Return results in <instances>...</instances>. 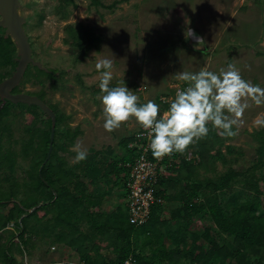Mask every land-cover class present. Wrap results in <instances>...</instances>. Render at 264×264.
Returning <instances> with one entry per match:
<instances>
[{"label":"rangeland","instance_id":"rangeland-1","mask_svg":"<svg viewBox=\"0 0 264 264\" xmlns=\"http://www.w3.org/2000/svg\"><path fill=\"white\" fill-rule=\"evenodd\" d=\"M96 1L101 6L91 0H17L16 14L22 19L21 29L29 44L31 57L38 61L44 71L58 73L52 88L47 78L35 80L32 76L33 67L28 64L17 89L22 94H42L46 105L56 109V115L61 119L54 122L58 137L55 144L66 146L67 165L75 164L73 159L76 153L72 149L77 143L87 152H105L106 149L117 151L118 142L139 126L132 117L112 132L103 128V106L98 86L100 74L95 69L99 59H113L110 86H117L124 80L125 86L138 96L139 104L144 97L153 98L178 84L177 74L180 72H198L207 67L209 71L218 73L229 63L236 66L244 80L264 88V0ZM109 5L112 7L108 8ZM68 26L89 30V38L85 39L88 47L84 55L64 44L63 40L67 39L65 29ZM189 27L203 38L204 44L196 45L194 39H185L184 33ZM0 37H4L2 27ZM15 55L16 58L17 52ZM0 71L7 77L14 70L0 67ZM139 88L143 90L138 91ZM9 108L12 114L19 112L12 104ZM261 115H264V105L251 104L244 112L242 124L238 128L233 127L238 132L234 137H221L218 134L220 130L209 123V131L224 140L220 151L223 152L226 145L230 146V151L224 154L225 165L216 162L213 167L207 165L206 168L195 169L193 180L202 185L208 181L217 182L218 175L228 167L246 175L255 167L258 158L262 162L253 174L264 177V149L262 156L259 155L254 138L255 131H264V127L254 126V121ZM39 116L42 129L46 130L43 117ZM4 121L10 124L12 130L10 149L17 154L23 141L21 121L10 116ZM30 155L25 158L16 157L14 175L27 170L30 159H38L35 154ZM98 160L104 162V165L107 158L101 156ZM209 168L214 169L210 171ZM243 179L236 177L227 190L219 192L221 205L235 194L252 195L246 189ZM105 182L108 184V177ZM17 183L24 195L28 181L18 177ZM7 185L0 175V188L6 190ZM105 188L107 186L101 187V184L97 189L92 187L96 189L94 191ZM260 190V210L261 215H264V181L260 183ZM201 191L202 195L207 193L204 189ZM229 209L224 210V214ZM80 223L81 228L87 230L89 222L82 219ZM208 225L211 226L209 220H202L196 231L199 233ZM212 230L217 242L225 240V237L218 236ZM14 233L13 225L9 223L0 231V241ZM56 245L51 239L32 236L28 244L20 249L23 255L15 254V257L21 264H55L60 257V260H66L65 251L60 252L64 247ZM57 248L59 254L56 253ZM180 264H187V261Z\"/></svg>","mask_w":264,"mask_h":264},{"label":"trees","instance_id":"trees-1","mask_svg":"<svg viewBox=\"0 0 264 264\" xmlns=\"http://www.w3.org/2000/svg\"><path fill=\"white\" fill-rule=\"evenodd\" d=\"M91 1L101 6L96 0ZM128 1L117 0L118 3ZM65 31L67 39L63 40L64 44L84 55L88 47L85 39L89 38V30L68 26ZM90 37L92 39V36ZM15 54L9 37H0V67L14 70ZM32 67L35 80L42 81V78H47L51 87L55 86L58 73ZM3 72L0 71V82L6 78ZM11 93H19L17 87ZM34 96L49 108L42 100V94ZM8 102L6 100L0 108V175L8 184L6 190L0 188V231L10 223L15 233L0 241V264H21L15 254L22 256L20 249L28 244L32 236L38 235L39 238L51 239L52 243L64 245L74 252L77 262L83 264H120L128 255H132L136 264H178L179 257L187 261V264H264V215H261L259 199L260 183H263L264 177H256L253 174L254 169L261 164V158L256 159L255 167L253 166L246 175L228 167L218 175L217 182L208 181L202 185L193 180V170L206 168L207 165L213 167L216 162L225 165L224 154L229 153L230 146H224V151L221 152L219 148L223 144V138L209 131L206 137L189 145L183 153L174 152L175 155H184L189 151V159L185 161L179 158L172 164L165 172L167 175L172 174L170 177L164 178L163 174L159 176L156 195L164 197V192L159 191L158 187L167 182L166 180L180 181L183 183L180 189L183 203L181 209L186 211L187 215L193 214L200 220H209L211 226H205L199 235H191L185 252L174 250L169 255L158 256L157 262L154 263L152 258H142L135 254L131 243L134 227L127 221L125 211L116 209L108 215L100 214L98 208L106 194L90 192L88 189L95 179L105 180L109 175L124 168L117 163L129 160L130 153L126 145L132 137L119 141L124 154L108 163L105 167L107 170L102 173L104 169L100 168L98 162L102 152L95 150L88 152L86 160L73 166L67 165V148L63 144H55L58 137L54 128L49 157L43 163L49 141V118L35 105L26 104L14 105L19 112L12 114L9 108L11 104ZM49 109L53 112L54 122H59L61 118L56 115V109ZM39 115L43 117L46 130L42 129ZM7 116L17 117L21 121L23 141L17 154L10 149L12 130L10 124L4 121ZM254 133L256 150L262 156L264 131L257 130ZM30 154H35L38 159H30L27 170L14 175L16 157L25 158ZM213 169L209 168L210 171ZM18 177L28 181L24 195L20 192ZM236 177H244L246 189L252 195L235 194L229 197L227 203L221 205L219 192L227 190ZM202 189L207 193L202 195ZM229 207V212L224 214V210ZM82 219L89 222L85 231L81 228ZM211 227L218 236L225 237L223 242L215 240ZM102 249L115 254L114 260L104 263L99 254Z\"/></svg>","mask_w":264,"mask_h":264},{"label":"clouds","instance_id":"clouds-1","mask_svg":"<svg viewBox=\"0 0 264 264\" xmlns=\"http://www.w3.org/2000/svg\"><path fill=\"white\" fill-rule=\"evenodd\" d=\"M184 35L185 39H194L196 45L205 42L190 27L186 28ZM112 68L113 59L102 58L95 63L100 74L98 86L103 106V128L112 132L134 117L143 129L148 130V147L157 159L173 152L183 153L189 145L208 135L209 123L220 130L218 134L221 137L236 136L238 132L233 127L238 128L242 124L245 110L251 104L264 105V88L244 80L231 63L218 73L209 71L207 67L198 72L178 73L177 79L185 82L186 86L176 91L163 113L154 101L139 104L138 96L125 86L124 80L117 86H110ZM254 126L264 127V115L256 118ZM72 150L76 153L73 163L86 160L88 152L80 143ZM125 264H130V261H125Z\"/></svg>","mask_w":264,"mask_h":264},{"label":"crops","instance_id":"crops-1","mask_svg":"<svg viewBox=\"0 0 264 264\" xmlns=\"http://www.w3.org/2000/svg\"><path fill=\"white\" fill-rule=\"evenodd\" d=\"M180 82L185 83L182 81H179L178 83ZM131 137L132 134L126 136L124 139ZM101 152L102 154L98 157V159L101 156L103 158H107L104 164L105 167L108 165V163L113 162V160L119 158L120 156H122V154H124L123 149L120 145L117 151L106 149L105 152ZM103 163L104 162H99V164L101 165L100 168L104 169L102 170V173L105 171ZM125 174L126 171L124 170V168L119 169L116 174H111L108 176V184L104 179H95L92 185L89 186L90 192H104L106 194L98 208V212L100 214L108 215L116 209L125 211ZM171 175L172 174H163L164 178L170 177ZM166 181L167 182H164L162 186L158 187L159 191H161L162 193L164 192V197L161 198V204L151 205L149 216L146 220L147 222L142 225V227L134 228L133 235L131 237V243L135 254H138L142 258H152L154 263L157 262L158 256L163 257L169 255L174 250L180 249L182 253L185 252L187 250L186 247L189 244L190 236L193 234L199 235L200 232L198 233L196 229L202 224V220H200L197 215H187V212L181 209L183 203L181 199L182 193L180 189L183 187V183H181L180 181L173 182L171 179ZM100 184L101 187H104L106 185L107 188H105V190L101 189L100 191H94L99 187ZM92 187H95L96 189H92ZM112 189L116 190H114L112 193ZM116 195L120 197L115 198ZM57 245L62 244L57 243ZM62 246L64 247L62 248L64 250H60V252L63 253L65 251L64 253L67 254L66 260H60V257L59 261L55 264L77 263L74 252L67 249L64 245ZM55 250L56 253L59 254L58 248ZM99 254L103 258L104 263L114 260L115 254H113L110 250L102 249ZM59 256L57 255V257ZM178 261V264H180V262H185V260L181 257L178 258Z\"/></svg>","mask_w":264,"mask_h":264},{"label":"built area","instance_id":"built-area-1","mask_svg":"<svg viewBox=\"0 0 264 264\" xmlns=\"http://www.w3.org/2000/svg\"><path fill=\"white\" fill-rule=\"evenodd\" d=\"M185 83L172 85L165 93L158 94L155 97H144L141 104L151 100L159 105L161 113L169 107V102L174 98L178 89L183 88ZM143 90L139 88L138 91ZM150 136L148 130L143 129L140 125L132 133V140L126 145V149L130 153L129 160L118 162L126 171L124 192L126 193L125 213L127 221L134 228L142 227L149 216L150 207L153 204H161V197L156 195V183L162 174L169 169L172 164L176 163L179 158L188 160L189 151L184 155H166L161 159H157L152 155L148 145ZM196 159L195 156H192ZM125 261H130V264H136L132 255L124 258L120 264H125ZM83 264V263H69Z\"/></svg>","mask_w":264,"mask_h":264},{"label":"water","instance_id":"water-1","mask_svg":"<svg viewBox=\"0 0 264 264\" xmlns=\"http://www.w3.org/2000/svg\"><path fill=\"white\" fill-rule=\"evenodd\" d=\"M18 6L17 0H0V27L4 28V37H9L13 43L17 57L15 58V68L12 74L0 82V99L1 104L9 101L12 105L23 104V105H35L39 110L42 111L50 120L49 128V141L47 145V154L43 163L49 157L51 150V143L53 141L54 131V115L51 109L47 108L37 97L30 94L16 93L13 94L11 91L20 84V80L24 74L28 64L42 69L38 61H35L31 57L30 47L27 42L26 36L23 33L22 19L16 14V7Z\"/></svg>","mask_w":264,"mask_h":264}]
</instances>
